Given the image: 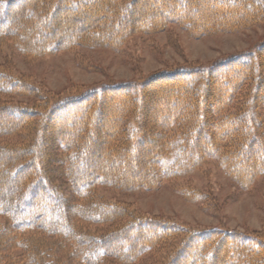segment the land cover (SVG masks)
Listing matches in <instances>:
<instances>
[{"label":"trees","instance_id":"trees-1","mask_svg":"<svg viewBox=\"0 0 264 264\" xmlns=\"http://www.w3.org/2000/svg\"><path fill=\"white\" fill-rule=\"evenodd\" d=\"M263 16V0H0V52L117 50L132 33L169 24L202 35ZM213 159L244 189L264 176V41L144 82L59 96L0 65V264H264L261 231L190 228L100 191L176 183Z\"/></svg>","mask_w":264,"mask_h":264},{"label":"rangeland","instance_id":"rangeland-1","mask_svg":"<svg viewBox=\"0 0 264 264\" xmlns=\"http://www.w3.org/2000/svg\"><path fill=\"white\" fill-rule=\"evenodd\" d=\"M263 41L264 19L237 32L202 35L169 24L155 31L132 33L117 50L77 47L28 58L16 50L4 49L0 52V65L59 96L105 84L144 82L163 70L216 62L228 55L254 49ZM151 88H146V91L155 96ZM11 100L26 103L29 99L13 97ZM116 109L108 105L106 115H111ZM149 116L155 120V115ZM108 128L104 126L99 130L104 139L110 132ZM55 132L60 133L56 129ZM10 140L14 142V139ZM46 162L58 164L55 158ZM59 167L63 170L62 164ZM186 186L206 197L188 200L179 190ZM100 191L106 198L119 201L139 214L168 218L190 228L264 233V176H258L249 188L244 189L216 164L215 159L206 161L176 183L165 181L152 189ZM151 258L146 257L141 264H152Z\"/></svg>","mask_w":264,"mask_h":264}]
</instances>
